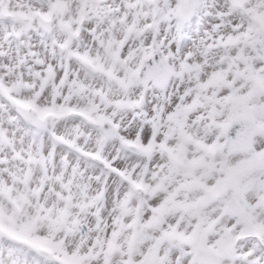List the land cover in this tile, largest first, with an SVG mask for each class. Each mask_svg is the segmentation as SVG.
<instances>
[{
	"label": "snow or ice",
	"instance_id": "obj_1",
	"mask_svg": "<svg viewBox=\"0 0 264 264\" xmlns=\"http://www.w3.org/2000/svg\"><path fill=\"white\" fill-rule=\"evenodd\" d=\"M0 264H264V0H0Z\"/></svg>",
	"mask_w": 264,
	"mask_h": 264
}]
</instances>
